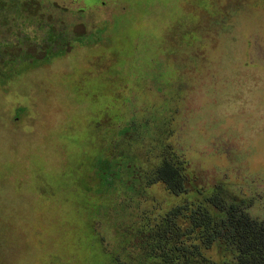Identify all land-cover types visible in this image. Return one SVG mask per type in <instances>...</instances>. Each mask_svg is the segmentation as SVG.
I'll return each mask as SVG.
<instances>
[{"label": "rangeland", "instance_id": "374dc122", "mask_svg": "<svg viewBox=\"0 0 264 264\" xmlns=\"http://www.w3.org/2000/svg\"><path fill=\"white\" fill-rule=\"evenodd\" d=\"M27 8L0 17V264H114L128 229L214 195L264 224V0ZM170 157L180 195L98 170ZM204 252L236 255L224 237Z\"/></svg>", "mask_w": 264, "mask_h": 264}, {"label": "trees", "instance_id": "16d2710c", "mask_svg": "<svg viewBox=\"0 0 264 264\" xmlns=\"http://www.w3.org/2000/svg\"><path fill=\"white\" fill-rule=\"evenodd\" d=\"M30 4L31 0H0V17L7 20L15 9H28ZM121 161L99 162L98 170L108 186L116 177L123 182L122 173L126 170L125 187L132 193L140 182L145 188L161 182L173 195L186 190L184 167L175 158H165L148 173H140L128 162L122 164ZM201 201L174 206L157 222L128 229L124 237L121 236L123 245L113 257L114 264H217L204 250L220 237L236 251L232 264H264V224L235 205L227 206L219 196H208ZM214 211L224 212L225 217L218 220ZM181 221H186L187 225L183 226Z\"/></svg>", "mask_w": 264, "mask_h": 264}]
</instances>
